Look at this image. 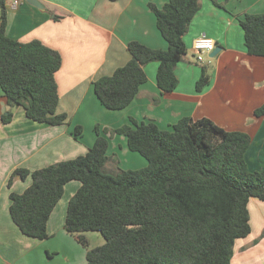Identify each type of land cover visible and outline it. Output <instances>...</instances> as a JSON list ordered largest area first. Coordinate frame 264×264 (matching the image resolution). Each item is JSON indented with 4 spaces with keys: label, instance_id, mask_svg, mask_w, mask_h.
<instances>
[{
    "label": "trees",
    "instance_id": "1",
    "mask_svg": "<svg viewBox=\"0 0 264 264\" xmlns=\"http://www.w3.org/2000/svg\"><path fill=\"white\" fill-rule=\"evenodd\" d=\"M117 1V0H111ZM202 0H170L162 8L149 7L168 49H152L133 41L132 59L111 76L94 82L102 105L111 111L126 109L148 81L145 67L158 63L157 84L174 92L176 67L188 54L185 35L201 9ZM218 5V0H210ZM0 87L11 107H23L26 116L50 126L70 124L58 114L56 74L61 55L40 41L20 43L6 34V0H0ZM248 53L264 57V13H247L240 20ZM197 92L210 84L211 73L201 67ZM264 117V103L254 111ZM10 112L3 118L9 123ZM84 129L77 126L74 137ZM97 139L86 155L35 170H16L32 184L23 193H11L10 213L20 231L38 240L48 237V221L72 181L82 185L71 198L66 230L89 247L84 234L96 232L105 244L88 251V264H232L238 240L252 232L249 204L264 202L263 167L252 171L253 139L228 131L208 118L184 117L169 130L153 121L130 122L116 129L96 126ZM122 135L131 152L148 161L139 170L107 172L109 140ZM257 161V162H258ZM250 163V165H249ZM251 166V167H250ZM258 166V165H256Z\"/></svg>",
    "mask_w": 264,
    "mask_h": 264
},
{
    "label": "crops",
    "instance_id": "2",
    "mask_svg": "<svg viewBox=\"0 0 264 264\" xmlns=\"http://www.w3.org/2000/svg\"><path fill=\"white\" fill-rule=\"evenodd\" d=\"M37 1L41 7L27 0L18 4L6 0V34L24 44L40 41L61 55L62 67L56 74L60 98L57 113L68 115L70 124L53 127L30 120L23 107L9 105L0 87V264H88V251L105 244L101 234L90 232L84 234L87 248L66 230L68 204L81 188L79 181L66 185L48 221V237L44 240L24 235L10 213L11 193L21 194L32 184L31 177L23 180L16 176L9 188L12 174L18 169L33 172L86 155L96 142L97 125L103 132L134 118L138 122L153 121L162 130H169L184 117L208 118L228 131L261 139L258 145L263 150L252 153L251 158L256 159L252 168L258 165L257 155L262 160L264 117L256 118L254 111L264 103V57L248 53L240 20L247 13H264V0H218L220 6L202 0L184 38L188 54L176 67L177 89L163 93L156 80L159 64L151 63L145 67L148 81L121 111L102 105L94 82L129 63L130 42L168 49L149 5L162 8L170 0ZM202 35L213 39L221 52L215 58L207 55L213 60L209 64L213 68L211 81L199 93L196 86L202 66L195 58L193 44ZM10 112L12 118L5 123L3 118ZM77 126L84 129L79 139L74 137ZM104 135L109 140L107 172L148 166L143 156L129 150L126 137ZM254 146L253 141L251 150ZM249 210L252 232L236 242L232 264H264V202L252 199Z\"/></svg>",
    "mask_w": 264,
    "mask_h": 264
},
{
    "label": "built area",
    "instance_id": "3",
    "mask_svg": "<svg viewBox=\"0 0 264 264\" xmlns=\"http://www.w3.org/2000/svg\"><path fill=\"white\" fill-rule=\"evenodd\" d=\"M14 3L18 4L19 0H15ZM215 49H216L215 41L204 35L197 38L193 44V51L198 63H203L204 56L212 53Z\"/></svg>",
    "mask_w": 264,
    "mask_h": 264
},
{
    "label": "rangeland",
    "instance_id": "4",
    "mask_svg": "<svg viewBox=\"0 0 264 264\" xmlns=\"http://www.w3.org/2000/svg\"><path fill=\"white\" fill-rule=\"evenodd\" d=\"M207 55L204 56V62L202 64L200 63V65L201 66H205L206 65L209 68V72H212V70H213L212 65L210 66L209 64L213 63V60L212 59H209ZM189 57L192 58L193 61L196 58V57L195 58L192 57V55L190 53H189ZM260 140L261 139H259V138L253 139V141L255 143V146L253 147L254 150L253 149L251 150V153H250L251 156H252V153L255 152V151H258L259 150V152H262L263 149L261 148V146L258 145ZM260 158H261V156L257 155V159H260ZM250 162L252 163L253 162V159L250 160ZM257 164H258V166H256V168H252V171L260 170L263 167L262 162H259L258 161ZM249 165H250V163H249Z\"/></svg>",
    "mask_w": 264,
    "mask_h": 264
},
{
    "label": "water",
    "instance_id": "5",
    "mask_svg": "<svg viewBox=\"0 0 264 264\" xmlns=\"http://www.w3.org/2000/svg\"><path fill=\"white\" fill-rule=\"evenodd\" d=\"M30 4L34 5V6H38L41 7V4L37 1V0H27ZM221 52V48L220 47H216V49L211 53V58H215L218 53Z\"/></svg>",
    "mask_w": 264,
    "mask_h": 264
}]
</instances>
